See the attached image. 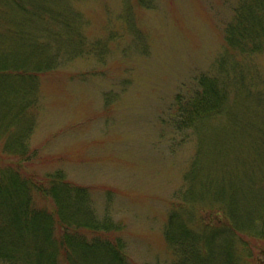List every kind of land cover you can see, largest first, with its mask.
<instances>
[{"label":"rangeland","instance_id":"374dc122","mask_svg":"<svg viewBox=\"0 0 264 264\" xmlns=\"http://www.w3.org/2000/svg\"><path fill=\"white\" fill-rule=\"evenodd\" d=\"M263 2L0 0L1 180L116 229L122 264L263 261Z\"/></svg>","mask_w":264,"mask_h":264},{"label":"trees","instance_id":"16d2710c","mask_svg":"<svg viewBox=\"0 0 264 264\" xmlns=\"http://www.w3.org/2000/svg\"><path fill=\"white\" fill-rule=\"evenodd\" d=\"M239 9L241 15L237 17L236 28H233L234 24L227 26V28L233 29V33L238 34L239 38L247 39L251 36V33L248 32L252 30L256 14H247L244 8ZM256 24H264V16ZM246 25L247 35L245 36L241 30L243 28L245 32L244 27ZM257 25L256 36L260 30ZM227 36L226 39H228ZM14 65L18 66L17 63ZM20 69L21 67H18L11 72L16 75L15 72L19 73ZM212 82L206 86H203L201 82L203 91L201 92L202 98L198 99L199 102L205 99L206 101L208 99L209 102L210 97L216 99V103L218 102L216 81L212 79ZM212 107L215 109V106L212 105ZM260 180L250 182L252 184L260 183L262 181ZM50 181L47 178L45 182V184H49L50 191L45 185V189L41 193L51 199V196L53 197L55 194L54 184L50 185ZM2 192H6L9 200L1 196ZM23 192H26L25 189L20 184H16L12 178H8L7 181L0 178V212H2L0 213V259H4V261L13 260V253H19L20 260H29L31 264H56V257L60 261L59 264H122L124 262V253L119 244L112 238L116 229L112 230L106 224L102 227L91 222L75 224L64 221V215L61 216L59 213V206L55 205L54 211L50 212H46L44 209H34V207H30V201L25 199ZM232 198L230 202L234 201ZM240 199L237 198V200ZM229 208L231 209V206ZM215 212L214 216L218 218V210ZM174 217H177L175 213L170 217L172 218L171 221H174ZM238 222L240 221L238 220ZM238 222L233 229L234 231L238 230ZM240 224L243 225L241 222ZM55 229L58 231L54 233ZM78 236L81 237L82 242ZM87 237H93L95 240H111L112 244L111 246L105 244L99 246L94 241H87ZM256 264H264V260L256 262Z\"/></svg>","mask_w":264,"mask_h":264}]
</instances>
